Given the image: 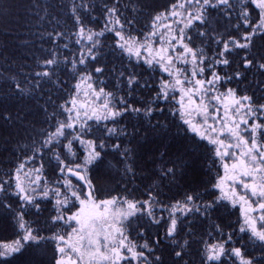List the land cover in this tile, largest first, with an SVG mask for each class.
I'll return each instance as SVG.
<instances>
[{
	"label": "snow or ice",
	"instance_id": "1",
	"mask_svg": "<svg viewBox=\"0 0 264 264\" xmlns=\"http://www.w3.org/2000/svg\"><path fill=\"white\" fill-rule=\"evenodd\" d=\"M0 36V264H264V0H0Z\"/></svg>",
	"mask_w": 264,
	"mask_h": 264
},
{
	"label": "trees",
	"instance_id": "2",
	"mask_svg": "<svg viewBox=\"0 0 264 264\" xmlns=\"http://www.w3.org/2000/svg\"><path fill=\"white\" fill-rule=\"evenodd\" d=\"M41 2H42V3H44V2H51V0H41ZM0 39H3V37L0 36ZM13 51H15V49H13ZM20 54H22V53H20ZM8 236H9L8 233L0 234V242H4L5 239H6Z\"/></svg>",
	"mask_w": 264,
	"mask_h": 264
}]
</instances>
